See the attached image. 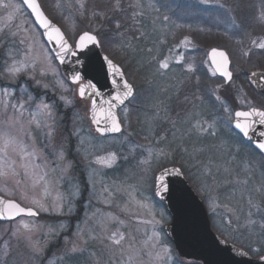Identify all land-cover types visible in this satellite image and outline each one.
Returning a JSON list of instances; mask_svg holds the SVG:
<instances>
[{
	"label": "rangeland",
	"instance_id": "obj_1",
	"mask_svg": "<svg viewBox=\"0 0 264 264\" xmlns=\"http://www.w3.org/2000/svg\"><path fill=\"white\" fill-rule=\"evenodd\" d=\"M183 1L185 11L176 9L182 0H38L71 45L80 33L94 34L106 56L117 55L114 62L134 87L117 112L121 132L101 137L88 119L89 100L78 98L22 3L0 0V136L15 141L5 146L0 138V170L9 173L0 178V196L38 214L0 222V264H199L176 255L163 232L169 216L154 195L155 174L176 165L202 201L212 231L252 258L264 256V159L232 131L237 108L220 87L208 99L190 83L199 76L198 62L214 77L206 52L221 43L201 45L178 32L202 31L203 23L212 34L221 26L242 55L260 49L264 37L249 40L246 49L225 0ZM106 2L112 4L100 8ZM193 2L199 21L190 11ZM255 8V20L264 21V0H255ZM227 54L231 70L240 73L246 65ZM165 60L167 69L160 67ZM13 65L21 68L15 75L8 71ZM252 68L245 79L260 70ZM232 84L238 109L263 110L246 88ZM24 164L44 180L33 187ZM113 233L124 237L120 245L109 239Z\"/></svg>",
	"mask_w": 264,
	"mask_h": 264
},
{
	"label": "water",
	"instance_id": "obj_2",
	"mask_svg": "<svg viewBox=\"0 0 264 264\" xmlns=\"http://www.w3.org/2000/svg\"><path fill=\"white\" fill-rule=\"evenodd\" d=\"M17 1L21 2L23 7L29 13L34 25L41 33L44 43L47 45L55 61L58 63L67 81L76 86V94L78 98L89 100L88 119L92 130L101 137H109L119 134L121 130L119 132L105 131L101 134L98 129L109 128L111 126L110 121L103 118L106 110L109 108V105L103 103V101L111 100V98L116 95V89L112 85V80L116 79L118 84H122L123 80L126 79L125 76L121 78L118 75H114L109 70L107 61L104 58H110L101 51L99 43L91 44L85 42L86 46L78 47L80 37L84 33L93 36L95 35L90 32L80 33L76 37L73 45H71L59 26L47 17L40 7V11L50 22L51 26L59 28L61 33H63L64 39L69 46L67 52H64L60 49L59 44L55 40H49L47 33L51 29H45L41 25L35 13L23 3V0ZM36 3L39 4L38 0H36ZM221 52L227 57L226 65L224 57L220 55ZM206 59L217 77L222 78L225 84L230 82L232 79V72L230 71V60L225 50L214 47L210 48L206 52ZM113 63L116 64L115 62ZM225 67L226 70L231 73V79L223 74ZM119 68L121 69L120 66ZM77 75L80 79L78 81H73V77ZM247 81L257 94H264V71L249 72L247 74ZM89 85L94 87H89ZM81 87L85 88V95L83 98L80 96ZM122 94L123 90L121 89V95ZM131 97L132 96L128 97L122 105L113 101L117 106L112 109V111L115 113L117 119L118 110L125 105ZM93 100L96 101V115L99 119L98 124L94 123L92 118ZM101 109H104L105 112H101ZM252 109L253 108L245 111H235L233 113L232 127L247 140H250L254 147L264 155V150L259 148V144L264 143V136L260 135L261 132H264V125L259 123V117L248 118V121H256L252 125L248 136H245L243 132L235 126L237 122H247L245 118L237 117L236 113L248 112ZM120 129H122L121 124ZM165 188L169 190L165 191ZM154 195L162 203L169 216V222L163 226V232L166 238L171 242L173 249L179 258L186 261L199 262L200 264H264V256L252 258L243 249L224 240L212 231L208 215L201 200L197 197L177 167H166L155 174ZM0 200L4 201V204L8 201H12L1 196ZM4 204H0V211L4 209ZM33 212L36 213L34 210ZM37 215V213L33 216H29L27 213H21L20 215L9 219L7 218V213H5L4 218H0V222L6 223L14 221L20 217H37Z\"/></svg>",
	"mask_w": 264,
	"mask_h": 264
},
{
	"label": "snow or ice",
	"instance_id": "obj_3",
	"mask_svg": "<svg viewBox=\"0 0 264 264\" xmlns=\"http://www.w3.org/2000/svg\"><path fill=\"white\" fill-rule=\"evenodd\" d=\"M23 3L26 4L29 8H31L32 12L35 13L37 19L39 20V22L41 23V25L45 28V29H51L47 34H48V38L49 40H55L59 46L60 49L64 52H67L68 50V43L67 41L64 39V35L63 33H61L59 28H54L51 26L50 22L44 17L43 13L40 11V6L39 4L36 3V0H23ZM5 9H8L9 7H12L10 4H3L2 5ZM138 6V5H137ZM19 7L16 6L14 8V11H19ZM9 19H11V13L9 14ZM165 19H167V17H165ZM117 27H119V24L117 25ZM85 42L91 43V44H98L99 42L97 41L96 37L93 35H90L88 33H84L81 37H80V42L78 44V47H84ZM255 43V42H254ZM259 48L264 49V43H260L258 45ZM221 56L224 57L225 60V65L227 64V57L225 56L224 53H220ZM107 61L108 64V68L109 70L114 74V75H118L121 78H123L124 73L123 71H121V69L119 68V66H117L116 64L113 63L112 60L108 59L107 57L104 58ZM61 62H62V57H61ZM160 67L167 69L169 67L167 61H163L160 63ZM189 69L191 70V66L189 65ZM8 71L10 73H12L13 75L19 73L21 71L20 67H16L15 65H13L12 67H10L8 69ZM224 75H226L229 79H231V73L225 70L223 72ZM80 79V77L74 76L73 77V81H78ZM112 85L113 87L116 89V95H114L111 100H106L103 101V103L108 104L109 108L106 110V113L104 115V119L110 121L111 126L109 128H100L98 129L101 134H103L105 131H112V132H119L120 129V122L117 119L115 113L112 111V109H114L117 105L116 103H113V101H116L118 104H124L125 100L132 96L133 94V86L128 83L127 80H123L122 84H118L116 79L112 80ZM89 87H94L92 85H89ZM121 89L123 90V94L121 95ZM5 95H8L9 93L7 92V90H5ZM85 95V88L81 87L80 88V96L83 98ZM98 95V93H97ZM13 107L15 108L16 106L13 105ZM21 108L23 107V105L20 106ZM41 110L42 113L44 115L50 116L51 112L49 109V105L47 104H42L41 106ZM92 111H93V122L94 123H99V119L97 118L96 115V101L93 100L92 101ZM127 111V110H125ZM101 112H105L104 109H101ZM22 115V113H21ZM237 117H242L245 118V120L247 122L245 123H241V122H237L236 123V128L240 129L243 134L245 136L249 135V131L252 127V125L256 122L255 120H251L248 121L249 117H259V123L261 125H264V111L262 110H258L253 108L251 111L248 112H237L236 113ZM11 119V118H10ZM261 136H264V132L260 133ZM0 138L3 139L5 146H7L9 143H14V138L10 137L7 133H4L2 136H0ZM259 148L261 150H264V143L259 144ZM21 150H23V145H21ZM62 158V156H61ZM115 156L113 154V156L111 157V160H114ZM111 161H108V163H110ZM24 170V175L26 177H30L33 179V187H35L38 183H40V181L44 180V176L39 175L38 173L32 172L30 171L29 165L28 164H24L21 166ZM38 167V166H36ZM11 175L13 176H18L20 175V173L16 172L15 170H13V172L11 173ZM46 175V173H45ZM9 176L8 172L2 171L0 170V178H3L5 180H7ZM17 184H20L21 181L17 180L16 181ZM169 189L165 188V191H168ZM45 194L47 195V188L44 189ZM35 203H39V201H34ZM0 204H4V201L0 200ZM43 208V205H40ZM46 210V209H45ZM5 213H7V218L11 219L14 216H18L21 213H27V215L29 216H33L36 215L35 212H33V210L31 208H27L25 209L24 207H21L20 204L15 203L13 201H8L6 204H4V209L2 211H0V218H4ZM22 223L23 228L25 229H29V225L26 223ZM248 223H254L253 221L249 220ZM109 239L116 245H120L121 241L124 239V237L121 235L119 237H117L116 233H113ZM76 247L74 246L72 251H76Z\"/></svg>",
	"mask_w": 264,
	"mask_h": 264
},
{
	"label": "trees",
	"instance_id": "obj_4",
	"mask_svg": "<svg viewBox=\"0 0 264 264\" xmlns=\"http://www.w3.org/2000/svg\"><path fill=\"white\" fill-rule=\"evenodd\" d=\"M106 3L107 4H100V8H104L106 6L109 7V5L112 4V2H110V3L106 2ZM184 3L185 2L182 0V2L178 3V5H176V9L185 11L183 9L185 7ZM193 3H194V5L192 7H190L191 10L190 9L189 10L191 12H194L195 17L193 20L199 21L200 17L202 16L201 9H199L195 6V2H193ZM223 5H228L232 14L236 15V17L234 18V20L236 22L235 25L239 29L238 32H236L239 35L237 42H239L243 46H246V49H247L249 46L246 44L249 43V40L251 41V39H253V38L264 37V21L260 22V21L255 20V19L259 20L258 19V11L255 8V0H246V2H245V0H225L223 2ZM212 6H214V5H212ZM214 7L216 8V5ZM215 10L217 12H219V14L222 13L219 10H217V8ZM263 12H264V10H263ZM48 17L54 23L55 22L58 23V21L54 20L49 15H48ZM111 17L115 20L119 19L118 14H116V13H114ZM126 25L123 24L122 28L121 27L118 28L119 31H121L123 33L124 29L126 30ZM201 26L203 28L202 31L196 30V31L188 32V31H185V29L181 28L180 31L178 32V38L180 36L189 34V35L193 36V38H195V41L198 44H201L203 41L206 42L207 40L211 41L213 39H214L216 44L221 43L220 44L221 48H223L227 52L232 53V55H233L232 61L234 64L238 62L239 65H241V64L246 65L244 69H240L241 70L240 73H234L233 82L237 81L238 84L240 83V86H243L244 90L246 88L245 92L247 93V95L252 100H254L256 102V104H258L264 110V95H259L255 91H253V89L250 86H248L246 79L243 77L245 71H247V69L252 67V66H254V68H252V69H260V70L264 71V49H261V48L260 49H249L248 48L249 49L248 53H246L245 55H242L236 51V48L232 42L233 38L230 41H227L223 37L224 35L220 33L219 30H224L223 27L217 26L215 28V30H217V32L211 34L207 30V27L203 25V23H201ZM82 30H84V29H82ZM111 30L114 31L113 28ZM236 47H238V46L236 45ZM108 56L110 57L111 60H113L115 62L117 61V59H116L117 55L114 56L112 54V55H108ZM235 56H237L239 58L237 59ZM200 65L198 62V65L196 67L197 68L196 73L199 76L194 83L195 85L192 82L196 76H193V80L190 81V83L192 84V85L190 84L192 86V89L196 93L206 92V94H208V92L211 89V85L219 86L220 92H221L222 96L226 99V101L230 105L234 106V108H237V109L240 108L241 109L242 107L237 106L236 102H234V99H233V97L234 98L236 97L235 94L239 92L238 88L232 86L233 82H231L230 84L224 85L223 81L220 78H218L217 76L210 78L207 75V73H205V70L203 69V67ZM239 75H241V76L239 77ZM235 106H237V107H235Z\"/></svg>",
	"mask_w": 264,
	"mask_h": 264
},
{
	"label": "flooded vegetation",
	"instance_id": "obj_5",
	"mask_svg": "<svg viewBox=\"0 0 264 264\" xmlns=\"http://www.w3.org/2000/svg\"><path fill=\"white\" fill-rule=\"evenodd\" d=\"M253 39H255V38H253ZM253 39H251V40H253ZM228 55V54H227ZM229 57V56H228ZM229 60H230V58H229ZM234 65V64H233ZM231 66H232V64H231V60H230V71L232 72V79L230 80V82H228L227 84H230L231 82H233V76H234V72L231 70ZM211 69V68H210ZM211 71H212V73L214 74V76H216L215 75V73H214V71L211 69ZM253 71H258V70H253ZM251 72V71H250ZM249 73V72H248ZM248 73H246V81H247V74ZM218 78H220V77H218ZM222 81H223V79L222 78H220ZM224 82V81H223ZM129 83V82H128ZM227 84H224V85H227ZM214 87H215V85H211V89L213 90L214 89ZM211 89H210V91L208 92V94H207V98L209 99L211 96H212V91H211ZM135 90H134V87H133V95L135 94V92H134ZM254 91V90H253ZM191 92V91H190ZM196 93V92H195ZM195 93H192L191 92V94H195ZM188 95H189V92L187 93ZM186 94V95H187ZM133 95H132V97H133ZM131 97V98H132ZM189 99V98H188ZM88 104H89V102H88ZM89 106V105H88ZM252 108V107H251ZM250 109V108H249ZM255 109H258V108H255ZM237 110H240V109H237ZM237 110H235V111H237ZM248 110V109H247ZM261 110V109H260ZM234 111V112H235ZM241 111H244V110H241ZM232 123H233V120H232V122H231V129H232V131L236 134V135H238L240 138H241V140L243 141V142H245L246 144H248L249 146H250V148L254 151V152H256V154H258V156H260L261 158H263L264 159V155L262 154V153H260L255 147H254V145H253V143L250 141V140H247L242 134H240V133H238L237 131H235L234 129H233V127H232ZM166 167H171V166H166ZM166 167H163V168H161L160 170H162V169H164V168H166ZM174 167H177L179 170H180V168L176 165V166H174ZM159 170V171H160ZM180 172H181V170H180ZM181 174H182V172H181ZM183 175V174H182ZM184 177V176H183ZM186 180V179H185ZM187 181V180H186ZM188 183V182H187ZM189 184V183H188ZM189 186H190V184H189ZM191 187V186H190ZM192 188V187H191Z\"/></svg>",
	"mask_w": 264,
	"mask_h": 264
}]
</instances>
